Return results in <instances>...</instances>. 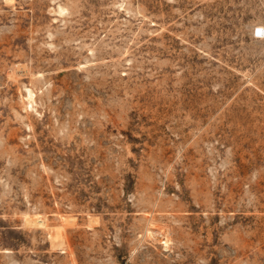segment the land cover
I'll return each instance as SVG.
<instances>
[{
	"label": "rangeland",
	"instance_id": "obj_1",
	"mask_svg": "<svg viewBox=\"0 0 264 264\" xmlns=\"http://www.w3.org/2000/svg\"><path fill=\"white\" fill-rule=\"evenodd\" d=\"M0 264H264V0H0Z\"/></svg>",
	"mask_w": 264,
	"mask_h": 264
},
{
	"label": "bare ground",
	"instance_id": "obj_2",
	"mask_svg": "<svg viewBox=\"0 0 264 264\" xmlns=\"http://www.w3.org/2000/svg\"><path fill=\"white\" fill-rule=\"evenodd\" d=\"M260 31H263V29L262 30H259L258 29V34H259V32ZM31 221L32 222H34V223H36V224H41V225H45L46 224V220H45V218H42L41 216H39V215H35L34 217H32V219H31ZM59 228H62V227H59ZM59 228H57V233H58V231H59V233H60V229ZM64 228V227H63ZM59 229V230H58ZM62 230V229H61ZM58 233V234H59Z\"/></svg>",
	"mask_w": 264,
	"mask_h": 264
}]
</instances>
